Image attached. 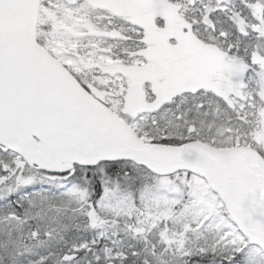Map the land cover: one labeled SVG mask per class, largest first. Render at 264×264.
I'll return each instance as SVG.
<instances>
[{
    "label": "snow or ice",
    "instance_id": "1",
    "mask_svg": "<svg viewBox=\"0 0 264 264\" xmlns=\"http://www.w3.org/2000/svg\"><path fill=\"white\" fill-rule=\"evenodd\" d=\"M0 264H264V0H0Z\"/></svg>",
    "mask_w": 264,
    "mask_h": 264
}]
</instances>
